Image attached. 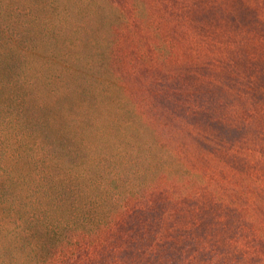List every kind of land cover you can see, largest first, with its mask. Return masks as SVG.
<instances>
[{"label":"trees","instance_id":"1","mask_svg":"<svg viewBox=\"0 0 264 264\" xmlns=\"http://www.w3.org/2000/svg\"><path fill=\"white\" fill-rule=\"evenodd\" d=\"M0 264H264L248 0H0Z\"/></svg>","mask_w":264,"mask_h":264},{"label":"rangeland","instance_id":"2","mask_svg":"<svg viewBox=\"0 0 264 264\" xmlns=\"http://www.w3.org/2000/svg\"><path fill=\"white\" fill-rule=\"evenodd\" d=\"M258 11L259 16L264 17V4L261 5L260 0H248Z\"/></svg>","mask_w":264,"mask_h":264}]
</instances>
